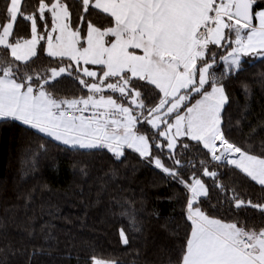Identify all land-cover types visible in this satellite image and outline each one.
<instances>
[{
	"label": "snow or ice",
	"instance_id": "snow-or-ice-1",
	"mask_svg": "<svg viewBox=\"0 0 264 264\" xmlns=\"http://www.w3.org/2000/svg\"><path fill=\"white\" fill-rule=\"evenodd\" d=\"M0 2V124L43 141L34 157L52 142L121 162L134 153L180 185L173 231L184 235L169 264H264V198L238 190L250 181L264 194V138L253 148L264 120L246 123L247 103L233 116L228 91L252 64L243 58L264 65V0ZM41 54L47 66L37 70ZM127 229L118 231L125 246L137 238ZM84 264L118 262L93 252Z\"/></svg>",
	"mask_w": 264,
	"mask_h": 264
},
{
	"label": "trees",
	"instance_id": "trees-1",
	"mask_svg": "<svg viewBox=\"0 0 264 264\" xmlns=\"http://www.w3.org/2000/svg\"><path fill=\"white\" fill-rule=\"evenodd\" d=\"M33 3L26 0V8L31 10ZM47 59L41 54L31 67L42 70ZM244 60L254 66L245 64L248 70L229 82V111L237 116L247 103L246 123L256 125L264 120V65L258 58ZM22 128L18 123L0 124V260L24 264L33 247L44 250L36 255L35 264H84L93 252L118 264H169L175 259L184 235L182 228L173 231L181 222L180 185L139 162L134 153L121 162L111 159V154L62 151V145L52 142L47 152L34 157L32 152L43 141ZM262 138L264 133L253 141L257 152ZM250 184L241 181L240 194L253 200L264 198L259 186ZM125 211L134 214L141 231L132 230L128 217L122 215ZM121 225L128 226L130 237H137L127 246L119 243ZM17 249L21 251L13 255Z\"/></svg>",
	"mask_w": 264,
	"mask_h": 264
},
{
	"label": "rangeland",
	"instance_id": "rangeland-1",
	"mask_svg": "<svg viewBox=\"0 0 264 264\" xmlns=\"http://www.w3.org/2000/svg\"><path fill=\"white\" fill-rule=\"evenodd\" d=\"M246 58H248V57H245V58H243V59H246Z\"/></svg>",
	"mask_w": 264,
	"mask_h": 264
},
{
	"label": "crops",
	"instance_id": "crops-1",
	"mask_svg": "<svg viewBox=\"0 0 264 264\" xmlns=\"http://www.w3.org/2000/svg\"><path fill=\"white\" fill-rule=\"evenodd\" d=\"M56 143V142H55Z\"/></svg>",
	"mask_w": 264,
	"mask_h": 264
}]
</instances>
